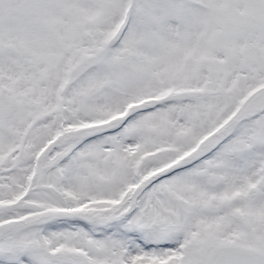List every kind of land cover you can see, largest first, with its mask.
<instances>
[{
    "label": "snow or ice",
    "instance_id": "6c2138e0",
    "mask_svg": "<svg viewBox=\"0 0 264 264\" xmlns=\"http://www.w3.org/2000/svg\"><path fill=\"white\" fill-rule=\"evenodd\" d=\"M0 264H264V0H0Z\"/></svg>",
    "mask_w": 264,
    "mask_h": 264
}]
</instances>
